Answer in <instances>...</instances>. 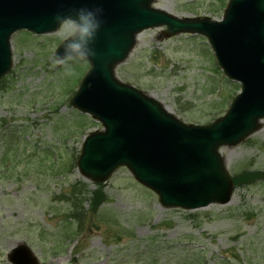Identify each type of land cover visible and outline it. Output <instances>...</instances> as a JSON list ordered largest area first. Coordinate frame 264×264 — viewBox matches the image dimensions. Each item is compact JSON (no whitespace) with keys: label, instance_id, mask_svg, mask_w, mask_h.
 <instances>
[{"label":"rangeland","instance_id":"374dc122","mask_svg":"<svg viewBox=\"0 0 264 264\" xmlns=\"http://www.w3.org/2000/svg\"><path fill=\"white\" fill-rule=\"evenodd\" d=\"M226 3L158 0L157 6L178 16L219 19ZM65 30L66 24L50 35L19 32L11 38L13 76L0 90V120L9 121L20 139L16 145L9 142L0 126V162L10 150L16 156L9 171H0V264H8V252L19 242L41 264H203V259L207 264H264V179L236 187L227 205L183 211L162 208L121 168L104 184L108 201L97 217L74 236L75 222L68 221L74 207L66 199L73 184L85 183L87 192L93 185L76 168L81 137L71 141L74 123L83 119L60 101L66 89L76 90L88 66L76 64L70 79L63 68L51 75V57ZM161 30L138 36L118 77L151 94L185 123L208 124L222 116L239 88L224 77L207 42L185 35L165 38ZM220 154L231 177L263 173L264 122L260 131ZM83 204L88 209L89 199Z\"/></svg>","mask_w":264,"mask_h":264},{"label":"water","instance_id":"95a60500","mask_svg":"<svg viewBox=\"0 0 264 264\" xmlns=\"http://www.w3.org/2000/svg\"><path fill=\"white\" fill-rule=\"evenodd\" d=\"M105 1L100 0L90 8H101V16H105ZM120 1L125 18L111 33L100 28L94 42L95 49L99 45L101 47L90 59L93 60L91 75L96 74V80L84 81L72 101V105L83 112L98 116L106 127L105 134L91 135L85 142L78 162L81 172L101 182L116 167L125 165L139 182L159 194L161 204L167 207L193 209L211 202H227L231 184L217 149L238 143L254 130L257 118L264 117L262 102L249 91L252 86H243V95L224 119L208 127H185L159 105L154 106L133 90L118 86L113 67L122 62L133 47L136 32L148 24H163L169 34L184 30L207 34L218 60L231 77L237 76L240 66L238 54H235L237 50L256 66L260 75H264V0H230L232 9L226 12L222 23L175 21L172 18H158L152 23L139 15V22H136V11L142 7L150 11L152 0H116L113 4L118 10ZM12 3L19 6V17H27L31 22L38 19V15L31 18L33 4H29V0H0V32L9 24L8 6ZM40 8L49 12L42 4ZM57 13L64 15L67 12L58 8ZM122 14H119L120 18ZM14 23H18L17 28L25 26L22 21ZM57 24V21L52 23L48 30L56 28ZM9 56L6 38L0 33V76L9 70ZM252 80L256 86L258 77L254 76ZM260 95L264 97V91ZM145 112L156 121L172 127L168 146H161L163 143L157 139L159 134L153 136L147 127H138L144 119L149 120ZM161 158H166V162ZM10 261L13 264H37L23 245L12 251Z\"/></svg>","mask_w":264,"mask_h":264},{"label":"clouds","instance_id":"9594fccd","mask_svg":"<svg viewBox=\"0 0 264 264\" xmlns=\"http://www.w3.org/2000/svg\"><path fill=\"white\" fill-rule=\"evenodd\" d=\"M101 15V8L86 6L67 16L57 13L55 20L58 24H66V30L61 50L51 57L54 68L61 67L70 74L76 64L87 62L96 55L94 42L102 25Z\"/></svg>","mask_w":264,"mask_h":264},{"label":"trees","instance_id":"16d2710c","mask_svg":"<svg viewBox=\"0 0 264 264\" xmlns=\"http://www.w3.org/2000/svg\"><path fill=\"white\" fill-rule=\"evenodd\" d=\"M96 195H97V194H95V196H96ZM99 195H100V194H99ZM99 195H98V196H99ZM97 198H98V197H97ZM97 198H94V203H93V205L97 203V201H96ZM100 198H102L101 195H100Z\"/></svg>","mask_w":264,"mask_h":264}]
</instances>
